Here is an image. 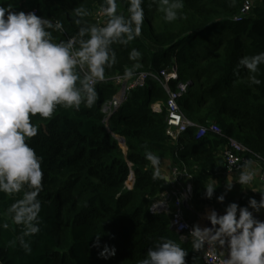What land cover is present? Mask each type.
<instances>
[{
  "label": "trees",
  "instance_id": "trees-1",
  "mask_svg": "<svg viewBox=\"0 0 264 264\" xmlns=\"http://www.w3.org/2000/svg\"><path fill=\"white\" fill-rule=\"evenodd\" d=\"M247 1L183 0L178 18L168 22L158 0H144L141 35L127 45H111L117 62L95 85L93 106L82 104L79 110L58 106L51 118H32L39 131L28 143L43 158L41 231L25 238L31 246L26 252L19 243L22 226L13 223L7 211L23 193H0V225H9L0 227V264H140L161 238L180 244L188 252L187 264H206L202 249L194 251L192 241L180 240L171 226V213L165 208L150 210L168 191V183L153 179L156 169L146 155L152 152L160 162L170 160L174 168L192 176L191 213L196 214L212 204L205 184L225 165L228 138L264 159V64L254 74L262 81L259 85L250 83L246 68L237 74L242 57L264 52V0L243 16ZM117 3L118 12L127 16L128 0ZM0 4L15 11L36 9L38 16L61 21L63 31L53 32L60 42L73 37L78 41L80 28L94 25L104 0H0ZM77 7L88 13L75 18L81 19L79 25L73 17ZM133 48L141 54V67L134 74L178 73L179 80L171 82L174 91L179 82H186L181 70L194 73L179 105L196 126L208 129L206 136L198 139V127L178 140L167 135L169 95L157 80L131 90L111 116L104 112L121 88L117 78L136 63L129 59ZM212 126L221 134L213 133ZM222 194L225 206L234 202L230 192ZM250 198H241L238 204L247 206ZM104 245L115 246L116 255L101 258Z\"/></svg>",
  "mask_w": 264,
  "mask_h": 264
},
{
  "label": "clouds",
  "instance_id": "clouds-1",
  "mask_svg": "<svg viewBox=\"0 0 264 264\" xmlns=\"http://www.w3.org/2000/svg\"><path fill=\"white\" fill-rule=\"evenodd\" d=\"M158 2L164 6L161 10L168 22L175 21L183 8V0ZM143 3L144 0H128L125 16L118 12L117 0H104L100 10L107 17L104 26L82 27L78 41L73 37L60 42L55 41L53 32L63 31L61 21L53 22L34 11H15L11 5L0 4V193H23V198L7 211L12 222L22 226L19 243L26 252H31V246L25 238L39 234L42 222L38 196L43 191V158L28 143L39 131L32 118L37 115L51 118L58 106L76 110L82 104L93 106L97 97L95 85L105 80V69L117 62L111 45H127L141 35L145 19ZM87 14L86 9L75 8L74 23L79 25L81 19L75 18ZM77 43L79 47L75 48ZM140 55L135 48L130 51L129 59L136 63L132 69L125 70V79L131 78L134 70L141 67ZM261 64H264V52L242 57L237 74L240 68H246L250 83L259 85L262 81L254 74ZM146 159L156 169L154 180L174 181L161 174L158 156L148 152ZM255 176L252 162L246 161L241 165L236 182L242 189L260 192L261 199L250 198L244 207L229 203L223 215L212 210L207 216L212 227L196 226L190 234L194 251L206 245H218L222 249L226 246L227 257L222 264H264V221L254 215L264 210V191L251 187ZM233 187V181L228 180L227 190ZM205 188L206 198L212 199L217 185L209 183ZM217 199L223 203L225 195ZM157 207L154 205L150 210L156 211ZM8 226L7 223L0 225L5 229ZM99 238L97 236L96 247H100ZM161 239V243L147 251L140 264H187L188 252L180 244L172 239ZM115 255V246L104 245L99 252L103 259Z\"/></svg>",
  "mask_w": 264,
  "mask_h": 264
},
{
  "label": "built area",
  "instance_id": "built-area-1",
  "mask_svg": "<svg viewBox=\"0 0 264 264\" xmlns=\"http://www.w3.org/2000/svg\"><path fill=\"white\" fill-rule=\"evenodd\" d=\"M256 8L254 0H248L245 3L242 11L243 16H249L253 13ZM34 11L37 15L36 9L27 10V12ZM106 16L100 11L97 13V17L94 25L104 26ZM242 18H237L236 21H241ZM83 75V73H82ZM178 73H170L169 71H162L159 75L154 72H141L134 74L131 78L125 79L124 76L117 78V83L120 84L121 88L117 94V97L113 102L104 107V112L111 116L126 101L127 95L131 90L137 88H144L149 80H157L161 83L163 88L167 91L169 98L166 105L167 109V135L172 140H178L184 135L191 127H198L190 119H188L181 107L179 101L188 92L191 82H179L176 91L172 90V80H179ZM155 109L160 111L158 105ZM215 134H221V130L218 126H212L210 129ZM208 129L198 127V139L206 136ZM223 160L226 166L227 173L237 174L241 170V165L246 161H251L259 164L260 167V188L264 191V159L252 153L250 149L244 146L242 143L237 142L234 139L228 138V144L226 145L223 152ZM171 178V189H169L160 201L155 202L157 208H165L171 213V226L174 231L178 234L182 241H192L191 232L196 227L187 216V212L192 210V198H193V180L192 176L186 171L181 170L178 167L172 168ZM200 227V226H199ZM205 227H212L208 222L201 225V229ZM203 259L206 264H222L224 257H227V247L223 249L218 245L216 247L205 246L203 249Z\"/></svg>",
  "mask_w": 264,
  "mask_h": 264
},
{
  "label": "crops",
  "instance_id": "crops-1",
  "mask_svg": "<svg viewBox=\"0 0 264 264\" xmlns=\"http://www.w3.org/2000/svg\"><path fill=\"white\" fill-rule=\"evenodd\" d=\"M172 168H173V162L170 160H165L160 162L159 165V170L161 172L162 175H167L170 176L172 175ZM252 169L255 171L256 176L255 179L253 180L251 187L258 189L260 191V181H259V176H260V167L259 164L254 163L252 165ZM239 173L237 174H229L227 173L226 167L225 165L221 166L217 172V174L215 175L214 179L211 181V184H215L217 185L215 194L213 196L212 200V204L211 205H206L204 207V212L202 213H194V212H189L187 214L188 218L190 217V221L191 222H195L196 226H200L203 223H210V221L204 217V215L207 213H211L212 210H216L218 214L223 215V213L225 212L226 206L223 203H220L217 199V197H219L220 195H223L222 193H224L225 191L227 192V181L231 180L234 183V187L232 188L231 191H228L231 193V195H237L238 199L234 198V202H236L238 200L237 203H239L241 198H250V197H254L255 199L260 200L261 199V193L260 192H254L252 191L251 188H243L242 186L236 182V180L238 179ZM171 180V178H170ZM168 183V190L171 189V182H167ZM247 187V186H246ZM243 196V197H242ZM210 208V209H209ZM209 209V210H208ZM208 210V211H207ZM209 212V213H208ZM263 212V210L259 213L261 214ZM205 213V214H204ZM256 216V215H255ZM260 216H256V218L258 219Z\"/></svg>",
  "mask_w": 264,
  "mask_h": 264
},
{
  "label": "rangeland",
  "instance_id": "rangeland-1",
  "mask_svg": "<svg viewBox=\"0 0 264 264\" xmlns=\"http://www.w3.org/2000/svg\"><path fill=\"white\" fill-rule=\"evenodd\" d=\"M261 1L262 0H254V2H255V5L257 6V5H260V3H261ZM182 69H184V68H182ZM181 75L183 76V78L186 80V82L188 81V82H190V81H193V80H195L194 78H195V75H194V73H191L190 72V74H185L184 73V70H181ZM196 87H195V89L197 90V92H198V88H199V86H198V82L196 81ZM155 107V106H154ZM227 122L229 123V121L227 120ZM230 124V123H229ZM237 131H238V133L243 137V136H245L246 135V132L244 131V130H238L237 129ZM238 134V135H239ZM243 197V196H242ZM233 198H235V199H238V196L237 195H233ZM238 202V200L236 201V203ZM210 209V208H209ZM208 209V210H209ZM207 210V211H208ZM205 211V210H204ZM204 211H202V213L204 212ZM201 213V212H200ZM209 213V212H208ZM205 214V213H204ZM223 214H225V212L223 213ZM256 216H260L258 219L259 220H261V221H264V210H263V212L261 213V214H257Z\"/></svg>",
  "mask_w": 264,
  "mask_h": 264
},
{
  "label": "bare ground",
  "instance_id": "bare-ground-1",
  "mask_svg": "<svg viewBox=\"0 0 264 264\" xmlns=\"http://www.w3.org/2000/svg\"><path fill=\"white\" fill-rule=\"evenodd\" d=\"M209 214H210V213H209ZM209 214L206 213V214L204 215V217L207 218V216H208Z\"/></svg>",
  "mask_w": 264,
  "mask_h": 264
}]
</instances>
